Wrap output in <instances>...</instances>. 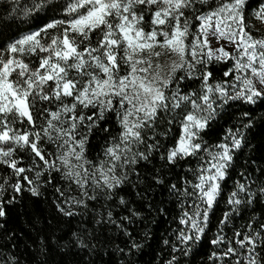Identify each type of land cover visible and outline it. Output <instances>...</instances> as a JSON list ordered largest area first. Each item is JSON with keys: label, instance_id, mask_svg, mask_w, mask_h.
Instances as JSON below:
<instances>
[{"label": "snow or ice", "instance_id": "6c2138e0", "mask_svg": "<svg viewBox=\"0 0 264 264\" xmlns=\"http://www.w3.org/2000/svg\"><path fill=\"white\" fill-rule=\"evenodd\" d=\"M252 19L264 22V0L0 2V220L25 193L54 188L50 218L32 221L38 264H49L50 236L94 252L90 215L138 250L129 226L156 189L180 209L164 264L208 237L221 203L209 264H264V163L240 162L264 126V35ZM234 106L237 126L220 136ZM0 264L21 262L5 246Z\"/></svg>", "mask_w": 264, "mask_h": 264}, {"label": "trees", "instance_id": "16d2710c", "mask_svg": "<svg viewBox=\"0 0 264 264\" xmlns=\"http://www.w3.org/2000/svg\"><path fill=\"white\" fill-rule=\"evenodd\" d=\"M0 2H4V0H0ZM253 3H255V0H253ZM251 25L254 34L264 35V22L252 19ZM240 111L238 106H234L232 110L234 115L231 118L225 116L224 120L219 121L221 127L217 131L220 136L223 135V128L230 126L234 128L237 126ZM217 131L211 134L213 141L219 138ZM249 138L251 146L244 149V153L240 158L241 164L249 156L256 160L258 164L264 163V126L257 125L254 127L252 132L249 133ZM194 166L195 162H193ZM254 167L256 165H253ZM141 171L143 170L141 169ZM6 172V169L0 167V175ZM176 172L177 175L171 176L170 183L178 179V174L183 172V168L176 169ZM233 178L235 179L236 177L234 176ZM60 183L63 182L61 181ZM125 191H130V188ZM10 195L11 190L8 191L4 198L7 199V196ZM126 198L135 200L136 206L140 205L139 198L136 197L134 191ZM53 199L54 188L45 187L42 188V194L39 198H33L30 194L25 193L23 204L17 203L15 206H9L6 220H0V223H4V228L0 229V249H4L7 246L8 250L14 251L18 256L21 264H38V261L43 257L38 255V249L33 242L38 240L39 236L32 227V221L36 218V214H42L46 223L47 219L50 218V205ZM149 199L153 201V210L149 211L146 206L141 207L142 218L135 220L134 224L129 226L136 243L141 245L138 250L132 249L129 253L130 241L128 237L122 232H117L115 227L108 225L95 226L90 215L87 224L90 229H94L96 239L91 241V243L95 244L96 250L94 252L79 251L74 245L70 250L67 247L62 248L50 236L49 242L52 247L48 254L49 264H164V261L171 258V242L175 240L173 229L177 227L174 217L178 215L180 209L170 200L166 192L161 195L160 189H156L155 193L150 191ZM25 207L28 209V214L24 212ZM161 208L165 210L163 213L160 211ZM225 210L223 203H221L212 218V226L208 237L198 244L187 257L181 256V264H209L208 255L212 250V246L208 241L212 234L216 232L217 221ZM119 214L117 212V215ZM244 223L243 219L237 221L238 226ZM76 228L77 222L72 220L67 222L62 230L56 231L55 234L57 236H63L60 245L66 243L71 231L76 230ZM13 230L17 239L9 242L8 234ZM46 233L47 229L45 228ZM165 240H168L169 244L165 245ZM13 244H15V248H13ZM117 247L124 248L125 254L119 253L116 250ZM217 264H220V262L218 261Z\"/></svg>", "mask_w": 264, "mask_h": 264}]
</instances>
